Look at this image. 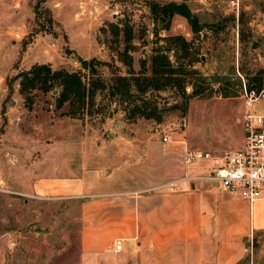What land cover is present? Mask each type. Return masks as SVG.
<instances>
[{"label":"rangeland","instance_id":"1","mask_svg":"<svg viewBox=\"0 0 264 264\" xmlns=\"http://www.w3.org/2000/svg\"><path fill=\"white\" fill-rule=\"evenodd\" d=\"M147 1H0V264L89 262L79 254L78 201L34 195L38 180L59 181L98 163L112 169L128 154L152 159L155 151L145 145L154 142L163 150L180 140L187 151L210 154L239 147L242 84L255 78L264 87V0H154L184 2L205 25L197 34L179 15L162 29ZM175 35L187 41V56L170 44ZM156 54L182 72L143 85ZM76 57L105 65L96 68L92 101L73 115L67 104L55 107L58 86L55 94L20 93L22 76L41 65L76 73L87 87L90 76ZM116 76L127 78L129 97L110 95ZM194 87L203 89L201 96L186 98ZM254 109L264 115V102ZM210 166L201 160L187 169L201 173ZM238 264H264V232L248 238Z\"/></svg>","mask_w":264,"mask_h":264},{"label":"crops","instance_id":"2","mask_svg":"<svg viewBox=\"0 0 264 264\" xmlns=\"http://www.w3.org/2000/svg\"><path fill=\"white\" fill-rule=\"evenodd\" d=\"M240 138L237 149L243 131ZM145 147L155 151L152 159L128 154L112 169L80 167L59 181H36L32 193L78 201L79 254L88 264H238L248 238L264 232V201L249 205L203 180L169 192L161 186L212 166L194 173L176 165L188 150L180 140L163 150L157 142ZM116 240L121 250L114 253Z\"/></svg>","mask_w":264,"mask_h":264},{"label":"trees","instance_id":"3","mask_svg":"<svg viewBox=\"0 0 264 264\" xmlns=\"http://www.w3.org/2000/svg\"><path fill=\"white\" fill-rule=\"evenodd\" d=\"M149 12L151 14L153 21H161L162 29H167L169 20L173 15H179L185 19L187 25L192 34H197L203 26L199 23L196 15L192 13L188 6L184 2L169 1L165 3H158L154 0L147 1ZM117 34V31L115 32ZM130 38V33L128 30H122V40L127 43ZM177 46L183 51L184 56L188 55V43L187 41L179 35H175L171 38L170 44ZM76 62L79 64L82 70H86L90 76L89 84L87 87L82 83L80 77L76 73H67L64 71L50 72L49 68L46 66H35L29 72H26L20 81V93L29 92L31 90H40L41 92L53 91L56 86L60 87V91L56 96V108H60L64 104L70 107L71 115L74 114V109H81L87 103L92 101L95 90L97 89L96 82V68L105 65V63L99 61L94 57L89 59H83L81 57H76ZM150 76L145 79L143 85L151 83L157 77H164L170 79L172 75L182 72L180 67L171 70L169 68L167 57L161 54H156L150 59ZM93 77H96L93 79ZM251 85L247 88L259 89L258 80L253 78L249 79ZM136 87H139V81H135ZM249 84V83H248ZM129 83L127 78L116 76L114 77L112 83L109 86V92L111 96L120 94V91L124 95L128 96ZM144 87V86H143ZM183 87H181V90ZM203 89L199 87H194L191 93L186 96L188 97H198L201 96ZM223 97H229V95H224ZM137 115L143 118H150L152 116L150 113H145L137 110Z\"/></svg>","mask_w":264,"mask_h":264},{"label":"built area","instance_id":"4","mask_svg":"<svg viewBox=\"0 0 264 264\" xmlns=\"http://www.w3.org/2000/svg\"><path fill=\"white\" fill-rule=\"evenodd\" d=\"M240 100L243 105L242 131L243 143L240 149L221 155L206 152L184 151L181 165L187 168L198 161L209 160L214 167L204 175H183L161 186L171 192L176 186L198 180L216 184L219 190L238 196L249 205L256 201H264V115L254 109V105L264 102V87L247 88L242 84ZM169 140L161 138L162 143ZM121 250V241L113 243L112 251Z\"/></svg>","mask_w":264,"mask_h":264},{"label":"water","instance_id":"5","mask_svg":"<svg viewBox=\"0 0 264 264\" xmlns=\"http://www.w3.org/2000/svg\"><path fill=\"white\" fill-rule=\"evenodd\" d=\"M253 46H254V43L251 44V47H253ZM53 94H55V91H53Z\"/></svg>","mask_w":264,"mask_h":264}]
</instances>
